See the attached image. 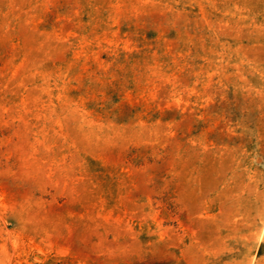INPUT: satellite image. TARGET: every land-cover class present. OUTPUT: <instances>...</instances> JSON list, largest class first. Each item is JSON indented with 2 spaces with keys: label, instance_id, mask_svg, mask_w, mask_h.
Masks as SVG:
<instances>
[{
  "label": "rangeland",
  "instance_id": "1",
  "mask_svg": "<svg viewBox=\"0 0 264 264\" xmlns=\"http://www.w3.org/2000/svg\"><path fill=\"white\" fill-rule=\"evenodd\" d=\"M0 264H264V0H0Z\"/></svg>",
  "mask_w": 264,
  "mask_h": 264
}]
</instances>
